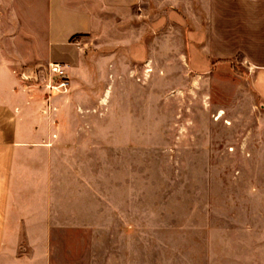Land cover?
Returning <instances> with one entry per match:
<instances>
[{
	"label": "crops",
	"instance_id": "0c3cea01",
	"mask_svg": "<svg viewBox=\"0 0 264 264\" xmlns=\"http://www.w3.org/2000/svg\"><path fill=\"white\" fill-rule=\"evenodd\" d=\"M53 62L66 93L17 73ZM143 104L203 113L199 148L216 156L222 127L264 175V0H0V264H158L126 187L146 141L94 135L99 112L108 132L141 129Z\"/></svg>",
	"mask_w": 264,
	"mask_h": 264
},
{
	"label": "rangeland",
	"instance_id": "374dc122",
	"mask_svg": "<svg viewBox=\"0 0 264 264\" xmlns=\"http://www.w3.org/2000/svg\"><path fill=\"white\" fill-rule=\"evenodd\" d=\"M46 66L22 65L17 73L29 76L21 78L28 87L49 90L46 84L53 79ZM162 107L151 113L143 104L141 129L108 132L101 124L102 112L94 117V135H141L146 141L140 155L127 152L125 156L126 187L132 191L135 185L143 203L136 219L137 246L143 253L157 250L158 264H165L166 250L173 251L169 264H264L262 161L242 156L241 142L227 144L230 133L222 127L210 131L217 137L212 148L218 154L209 157L196 143L205 134L197 127L205 115L189 111L176 115ZM114 115L117 119V112ZM182 119L185 123L190 119V126L173 127L175 120Z\"/></svg>",
	"mask_w": 264,
	"mask_h": 264
},
{
	"label": "built area",
	"instance_id": "2783aa9c",
	"mask_svg": "<svg viewBox=\"0 0 264 264\" xmlns=\"http://www.w3.org/2000/svg\"><path fill=\"white\" fill-rule=\"evenodd\" d=\"M45 71L53 79L52 84H46L50 91L66 93L69 90L70 80L65 64L59 62L48 63ZM21 78L27 79L29 76L22 74Z\"/></svg>",
	"mask_w": 264,
	"mask_h": 264
},
{
	"label": "bare ground",
	"instance_id": "6f19581e",
	"mask_svg": "<svg viewBox=\"0 0 264 264\" xmlns=\"http://www.w3.org/2000/svg\"><path fill=\"white\" fill-rule=\"evenodd\" d=\"M222 112H220L219 116H221Z\"/></svg>",
	"mask_w": 264,
	"mask_h": 264
}]
</instances>
